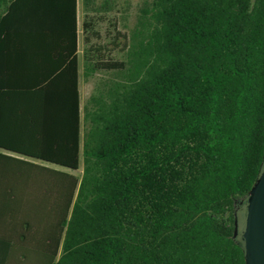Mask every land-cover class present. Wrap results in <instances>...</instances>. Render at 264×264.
<instances>
[{
  "label": "trees",
  "instance_id": "16d2710c",
  "mask_svg": "<svg viewBox=\"0 0 264 264\" xmlns=\"http://www.w3.org/2000/svg\"><path fill=\"white\" fill-rule=\"evenodd\" d=\"M97 1L84 76L116 79L82 109L77 0H0V264H245L264 0H143L128 36Z\"/></svg>",
  "mask_w": 264,
  "mask_h": 264
},
{
  "label": "rangeland",
  "instance_id": "374dc122",
  "mask_svg": "<svg viewBox=\"0 0 264 264\" xmlns=\"http://www.w3.org/2000/svg\"><path fill=\"white\" fill-rule=\"evenodd\" d=\"M112 8L109 12H101L99 15L105 16L109 21L115 22L117 30L122 34L130 35L134 30L139 10L143 3V0H111ZM103 0H98L97 4H101ZM86 14L84 7L82 5V0H78V18H79V46H78V56H79V76H80V103L81 108H89L90 99L93 96H97L102 90H104L107 85L114 79H116V73L113 71H99L90 77L84 76V66H83V52L86 47V44L83 41V34L81 30V22ZM88 15H93V12H88ZM108 22V21H107ZM101 23L97 26L101 34V43H107L110 41V36L108 35L111 31L109 22ZM114 35V32H112ZM95 42V40H93ZM123 40H121V45L116 49L112 56L116 60H122L124 58V51L122 50ZM83 116V112H82ZM81 168L78 171L73 172L77 176H81ZM239 217L241 219L245 216V208L239 212ZM32 261L35 262L34 257L32 256L27 264H31Z\"/></svg>",
  "mask_w": 264,
  "mask_h": 264
},
{
  "label": "water",
  "instance_id": "95a60500",
  "mask_svg": "<svg viewBox=\"0 0 264 264\" xmlns=\"http://www.w3.org/2000/svg\"><path fill=\"white\" fill-rule=\"evenodd\" d=\"M245 225L242 233L245 264H264V165L247 195ZM238 231L234 219V233Z\"/></svg>",
  "mask_w": 264,
  "mask_h": 264
},
{
  "label": "flooded vegetation",
  "instance_id": "af4514ba",
  "mask_svg": "<svg viewBox=\"0 0 264 264\" xmlns=\"http://www.w3.org/2000/svg\"><path fill=\"white\" fill-rule=\"evenodd\" d=\"M247 200V199H246ZM247 204V203H246ZM246 207V206H245ZM245 217H246V208H245V216L243 219H241V217L236 216L237 218V224H238V231H237V235L236 237L238 236L242 242H243V246H244V241L242 239V233H243V230H244V225H245Z\"/></svg>",
  "mask_w": 264,
  "mask_h": 264
},
{
  "label": "crops",
  "instance_id": "0c3cea01",
  "mask_svg": "<svg viewBox=\"0 0 264 264\" xmlns=\"http://www.w3.org/2000/svg\"><path fill=\"white\" fill-rule=\"evenodd\" d=\"M82 23V22H81ZM77 35H78V46H79V18H78V0H77ZM77 55H78V50H77ZM78 63H79V56H78ZM79 73V69H78ZM79 84H80V76H79ZM80 94V91H79Z\"/></svg>",
  "mask_w": 264,
  "mask_h": 264
}]
</instances>
